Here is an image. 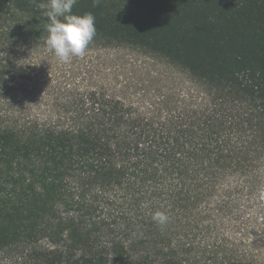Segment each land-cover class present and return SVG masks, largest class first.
Masks as SVG:
<instances>
[{
    "label": "trees",
    "instance_id": "obj_1",
    "mask_svg": "<svg viewBox=\"0 0 264 264\" xmlns=\"http://www.w3.org/2000/svg\"><path fill=\"white\" fill-rule=\"evenodd\" d=\"M48 3L0 0V264H264V0H77L90 64Z\"/></svg>",
    "mask_w": 264,
    "mask_h": 264
},
{
    "label": "clouds",
    "instance_id": "obj_2",
    "mask_svg": "<svg viewBox=\"0 0 264 264\" xmlns=\"http://www.w3.org/2000/svg\"><path fill=\"white\" fill-rule=\"evenodd\" d=\"M77 0H49L45 16L48 24L46 30L49 36L46 45L49 51L62 62H70L72 57H83L96 35L95 16L85 13L82 16L73 15L72 8ZM93 6H98L101 0H92ZM63 18V19H61ZM169 216L161 211L152 214V220L163 230L169 223Z\"/></svg>",
    "mask_w": 264,
    "mask_h": 264
},
{
    "label": "rangeland",
    "instance_id": "obj_3",
    "mask_svg": "<svg viewBox=\"0 0 264 264\" xmlns=\"http://www.w3.org/2000/svg\"><path fill=\"white\" fill-rule=\"evenodd\" d=\"M87 55L84 57V60L88 62L89 64L96 61L95 54L96 51L89 50L86 52ZM99 54H101L100 58H97L98 60H112L115 61L118 65H123V63H127L126 69H121L120 73L123 76H133L134 79H137L139 77H146L145 74H147V71H157L158 69L163 70L165 67L162 63L157 64L156 61H162V59L159 57H156V55H150V58L146 57L145 54H142L140 52H135L131 49L126 48H120V49H109L101 51ZM94 56V59H93ZM144 61L147 65V69H138V68H132L128 63H140ZM167 68V67H166Z\"/></svg>",
    "mask_w": 264,
    "mask_h": 264
}]
</instances>
